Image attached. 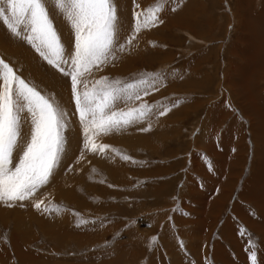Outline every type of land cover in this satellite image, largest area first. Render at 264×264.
<instances>
[{"label":"rangeland","instance_id":"1","mask_svg":"<svg viewBox=\"0 0 264 264\" xmlns=\"http://www.w3.org/2000/svg\"><path fill=\"white\" fill-rule=\"evenodd\" d=\"M117 2L130 24L132 0ZM160 18L87 79L167 75L142 100L179 104L98 137L106 154L83 147L70 78L0 21V55L72 121L41 210L0 204V264H264V0H170Z\"/></svg>","mask_w":264,"mask_h":264},{"label":"snow or ice","instance_id":"2","mask_svg":"<svg viewBox=\"0 0 264 264\" xmlns=\"http://www.w3.org/2000/svg\"><path fill=\"white\" fill-rule=\"evenodd\" d=\"M168 2L157 0L155 6L143 10L132 0L131 23L127 24L117 0H0V21L9 37L31 46L48 65L70 78L72 115H78L84 149L106 154L110 146L97 143L98 137L125 130L152 115L164 116L178 106V99L159 107L142 100L158 91L167 75L142 74L131 82L109 81L106 76L91 83L87 79L118 59L117 51L124 52L143 30L162 24L161 13ZM62 25L68 27L70 40L63 38ZM19 72L0 55V204L24 207V202H30L41 210L44 201L37 194L61 164L68 143L65 133L72 121L54 95L42 94ZM120 103L134 106L120 108ZM43 211L59 213V208L45 206ZM84 223L80 220L77 226ZM250 259L256 264L255 253Z\"/></svg>","mask_w":264,"mask_h":264},{"label":"bare ground","instance_id":"3","mask_svg":"<svg viewBox=\"0 0 264 264\" xmlns=\"http://www.w3.org/2000/svg\"><path fill=\"white\" fill-rule=\"evenodd\" d=\"M170 13H171V12H170ZM171 14H172V13H171ZM172 16L174 17V15H171V17H172ZM175 18H176V16H175ZM178 21H179V20H178ZM178 25L180 26L181 24L179 23ZM178 25H177V26H178ZM190 26H191V25H190ZM184 27H185V26H184ZM259 42H260V41H259ZM259 42H258V43H259ZM260 43H261V42H260ZM146 44H147V43H146ZM258 46H261V45H258ZM146 49H147V47H146ZM146 49H145V50H146ZM257 49H258V53H260V57H262V55L264 56V51H261L262 48H261V49H260V48H257ZM243 51H244V50H243ZM243 55H244V54H243ZM253 55H254V54H253ZM244 56H245V55H244ZM256 57H257V56H256ZM258 59H259V58H258ZM256 63H257V62H256ZM259 63H260V61H259ZM263 63H264V62H263ZM257 64H258V63H257ZM257 64H256V65H257ZM164 65H165V64H164ZM245 66H246V65H245ZM263 67H264V65H263ZM260 182H261V181H260ZM263 182H264V181H263ZM259 190H260V189H259ZM258 199H259V198H258ZM258 199H257V200H258ZM262 204H264V203H262ZM262 204H261V206H262ZM258 206H260L259 203H258ZM262 208H263V207H262ZM262 208H261L260 210H262ZM247 212H248V211H247ZM247 212L245 211V214H247ZM248 213H249V212H248ZM251 214H252V213H251ZM247 216H248V215H247ZM251 216H252V215H251ZM244 217H245V216H244ZM247 218H249V217H247ZM247 218H245V219H247ZM254 218H255V217H254ZM254 218H253V219H254ZM250 220H251V219H250ZM256 221H257V220H256ZM249 222H250V221H249ZM252 222H253V220H252ZM254 222H255V221H254ZM257 223H258V222H257Z\"/></svg>","mask_w":264,"mask_h":264}]
</instances>
